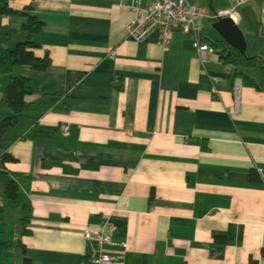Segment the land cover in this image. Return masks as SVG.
I'll return each instance as SVG.
<instances>
[{"label":"crops","instance_id":"crops-1","mask_svg":"<svg viewBox=\"0 0 264 264\" xmlns=\"http://www.w3.org/2000/svg\"><path fill=\"white\" fill-rule=\"evenodd\" d=\"M136 1L146 0H9L15 13L0 14V45L31 39L50 57L44 70H12L34 91L0 135L1 176L22 214L5 237L0 206V264H92L84 232L104 222L124 264H264V76L218 48L201 64L192 46L222 39L209 23L233 3L192 0L206 13L200 29L162 44L157 28L128 35ZM263 12L250 0L232 18L246 53L264 58ZM7 80L0 73V121L13 113Z\"/></svg>","mask_w":264,"mask_h":264},{"label":"built area","instance_id":"built-area-1","mask_svg":"<svg viewBox=\"0 0 264 264\" xmlns=\"http://www.w3.org/2000/svg\"><path fill=\"white\" fill-rule=\"evenodd\" d=\"M231 1L233 5L230 9L218 11L214 13L213 17L218 19L223 16H230L232 18L235 8L250 0ZM121 3L123 4V2ZM129 7L133 10L134 15L127 24L128 35L139 41L145 38L151 30L157 28L159 40L162 44H166L169 35L174 30L184 33H196L201 27L202 18L206 16V13L199 9L192 0H146L144 5H140L136 1ZM261 24L264 26V12L261 16ZM192 46L201 64L206 61L208 55L216 52L213 44L202 41L197 37L192 41ZM239 88L240 80L235 85V94L238 93ZM237 102L236 100L231 111L236 110ZM61 130L62 134L67 135L69 133L68 124H63ZM115 230L116 226L111 222H104L98 228L85 230V239L93 242L98 249L97 254L92 258V264H124L121 254L110 253L106 249L114 244L113 234ZM119 245L123 250L127 248L125 241L120 242Z\"/></svg>","mask_w":264,"mask_h":264},{"label":"trees","instance_id":"trees-1","mask_svg":"<svg viewBox=\"0 0 264 264\" xmlns=\"http://www.w3.org/2000/svg\"><path fill=\"white\" fill-rule=\"evenodd\" d=\"M15 11L9 6V0H0V14H12ZM26 15L27 21L23 24L31 33L37 32L42 27V21L27 12H20ZM220 57L238 67L256 68L262 76H264V58L263 56H246L241 54L238 50L228 45L224 40L220 39L216 45ZM37 47L31 39H27L16 43L13 48H7L0 45V73L8 76L7 83L4 87V101L11 107L13 113L3 118L0 121V135L3 130L11 125L15 120V114L22 110L25 105L24 95L34 91V88L28 83L27 79L12 73L16 65L26 64L30 65L36 70H44L50 64V57L48 54L42 57L35 56L33 48ZM217 50V49H216ZM240 72V71H239ZM242 74V72H240ZM10 157L4 154L1 160L4 161ZM3 171H0V182L4 186V197L7 199H15L17 197V188L13 181L8 179ZM250 177H254V173H250ZM117 230V228H116ZM115 230V232H116ZM264 254V248L262 249Z\"/></svg>","mask_w":264,"mask_h":264},{"label":"water","instance_id":"water-1","mask_svg":"<svg viewBox=\"0 0 264 264\" xmlns=\"http://www.w3.org/2000/svg\"><path fill=\"white\" fill-rule=\"evenodd\" d=\"M212 27L231 47L245 54L246 41L243 32L230 16H223L212 23Z\"/></svg>","mask_w":264,"mask_h":264},{"label":"rangeland","instance_id":"rangeland-1","mask_svg":"<svg viewBox=\"0 0 264 264\" xmlns=\"http://www.w3.org/2000/svg\"><path fill=\"white\" fill-rule=\"evenodd\" d=\"M210 27L212 28V24L209 23ZM245 55L246 56H251V55H248L245 51ZM5 202L1 201L0 200V206L2 205L3 207V211H4V214H3V217H4V221H3V230L4 232H6V234L4 235L5 237L8 236V234H12L13 232H16V231H20L22 226H21V220L20 218L18 219V216L21 217V215H18L17 213V210H18V206L16 205L17 202L15 199H3ZM20 204H21V201H20ZM19 205V203H18ZM21 223V224H20Z\"/></svg>","mask_w":264,"mask_h":264}]
</instances>
